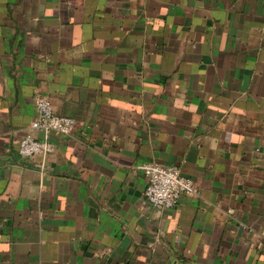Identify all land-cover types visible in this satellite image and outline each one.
Here are the masks:
<instances>
[{"label": "crops", "instance_id": "1", "mask_svg": "<svg viewBox=\"0 0 264 264\" xmlns=\"http://www.w3.org/2000/svg\"><path fill=\"white\" fill-rule=\"evenodd\" d=\"M150 163L198 194L152 209ZM0 264H264V0H0Z\"/></svg>", "mask_w": 264, "mask_h": 264}, {"label": "built area", "instance_id": "2", "mask_svg": "<svg viewBox=\"0 0 264 264\" xmlns=\"http://www.w3.org/2000/svg\"><path fill=\"white\" fill-rule=\"evenodd\" d=\"M35 104L38 118L31 124L30 130L39 133L40 138H24L19 144L18 153L23 158L37 156L46 161L55 152L51 135L72 137L77 122L71 117L58 115L46 96H38ZM138 169L148 178L144 197L147 205L154 210H173L178 207L184 195L198 194L194 182L184 177L177 167L150 163Z\"/></svg>", "mask_w": 264, "mask_h": 264}]
</instances>
